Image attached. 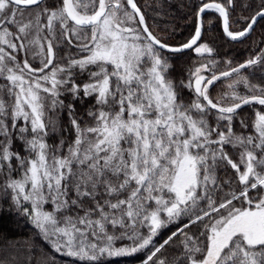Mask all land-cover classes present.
I'll list each match as a JSON object with an SVG mask.
<instances>
[{"label": "snow or ice", "instance_id": "snow-or-ice-1", "mask_svg": "<svg viewBox=\"0 0 264 264\" xmlns=\"http://www.w3.org/2000/svg\"><path fill=\"white\" fill-rule=\"evenodd\" d=\"M141 253L264 264V0H0V264Z\"/></svg>", "mask_w": 264, "mask_h": 264}, {"label": "trees", "instance_id": "trees-1", "mask_svg": "<svg viewBox=\"0 0 264 264\" xmlns=\"http://www.w3.org/2000/svg\"><path fill=\"white\" fill-rule=\"evenodd\" d=\"M259 33L257 32L253 39L258 38ZM217 42L221 45V55L226 53H235L239 58L243 59L247 54V44L241 45L237 43H229L226 41V38L220 39V32L217 31ZM251 41H249L250 43ZM23 233H15L17 237L22 235ZM144 258V254H138L135 257H125V258H118V264H141V260Z\"/></svg>", "mask_w": 264, "mask_h": 264}]
</instances>
